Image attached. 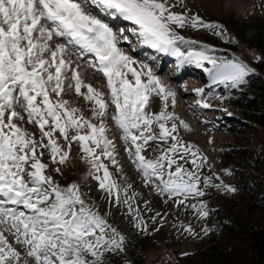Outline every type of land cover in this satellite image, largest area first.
<instances>
[{
  "label": "snow or ice",
  "instance_id": "obj_1",
  "mask_svg": "<svg viewBox=\"0 0 264 264\" xmlns=\"http://www.w3.org/2000/svg\"><path fill=\"white\" fill-rule=\"evenodd\" d=\"M175 7L173 0H0V264H108L106 254L124 251L125 236L107 219L111 208L121 205L135 227L147 232L137 193H129L131 184L122 187L104 163L122 173L116 147L106 136L109 117L122 131L125 151L144 185L165 203L190 207L206 219L212 210L199 200L205 189L237 191L219 176V183L202 176L207 157L179 138V125L186 130L189 125L169 111L175 91L148 64L133 67L137 62L119 46L131 43L130 33L180 64L202 68L213 85L244 84L254 70L242 60L217 56L207 45L197 50L196 41L176 30L205 29L222 36V25ZM106 18L131 27L114 29ZM71 56L84 60L94 75L102 74L107 94L85 83ZM72 92L89 103L90 117L64 98ZM154 99L160 102L158 111L152 110ZM18 121L37 126L39 139ZM74 143L106 194L110 208L104 214L79 184L62 186L42 162L47 150L53 164H64ZM149 148L153 158L143 155ZM52 171L61 173L58 166ZM224 171L231 175L230 169ZM160 216L151 219L157 223ZM185 231L193 234L190 225Z\"/></svg>",
  "mask_w": 264,
  "mask_h": 264
},
{
  "label": "rangeland",
  "instance_id": "obj_2",
  "mask_svg": "<svg viewBox=\"0 0 264 264\" xmlns=\"http://www.w3.org/2000/svg\"><path fill=\"white\" fill-rule=\"evenodd\" d=\"M176 7L175 12H187L198 14L205 21L217 22L222 25V36H216L212 32L192 28H177V32L186 39L196 41L193 46L197 50L201 45H207L220 52L215 55L225 58H237L242 60L252 68V60L258 57L255 50L244 46L235 36L236 23L246 20V35L252 33L251 21L256 17H264V0H173ZM108 19V18H106ZM114 29L130 28V22L108 19ZM131 43L121 42L119 45L125 53L133 58L137 63L133 65L139 69L141 63H146L160 80L176 93L175 106H169V111L174 112L183 120L189 129H184L179 125V138L186 144L194 145L199 152L207 157L205 166L200 170L202 176L212 177L213 183H219L216 176H219L226 184L233 186L232 175H228L224 169H240L244 164L243 154L239 149L253 152L264 139V129L252 120V114L248 107L247 100L242 99L239 94H235L238 88L225 87L223 84L213 85L202 68L195 64H180L179 61L170 55L157 52L147 46L142 45L138 37L129 33ZM222 41H236L235 50H224L218 43ZM71 55V54H69ZM75 64H79L78 71L85 83L92 84L99 91L108 93L106 79L102 74L94 75V70L88 66L84 60H77L76 56H71ZM206 67H211L207 65ZM202 89V92L197 91ZM86 91V89H82ZM65 99L74 100V106L80 107L86 116H91L89 103L81 97H77L74 92L69 93ZM159 101L154 99L152 110H159ZM211 107H203V104ZM114 107V106H113ZM113 109L110 108L111 112ZM245 110V111H244ZM247 111V112H246ZM27 120L26 113H22ZM30 134H35L39 139L40 132L37 126L18 121ZM99 124V121H93ZM107 125L106 136L113 141L116 147V159L122 168V173L118 172L108 160L104 163L108 165L113 178L122 186L131 184L132 191L137 193L136 205L139 206L143 219L146 221L147 232H141L135 227V221L126 215V209L111 208L108 215V222L116 227L125 236L126 241L135 243L141 248L145 264H176L177 256L190 251L193 241L202 235V229L207 226L210 219H200L193 209L185 208L183 205L176 207L172 201L164 202V198L157 195L150 187L144 185L141 173L128 158L125 151V144L122 140V131L109 118L105 119ZM178 123V121H177ZM155 127V126H154ZM47 130V128L45 129ZM63 142L62 138L61 141ZM151 143V142H150ZM100 150L97 149V152ZM147 158L155 155L151 148L144 152ZM103 159V158H102ZM42 162L49 165L48 172L62 186L76 182L80 185L81 191L88 194L90 202H94L101 214L109 211L106 194L98 190L97 181L89 175L90 165L83 159V153L77 144H73L69 157L61 165L53 164L47 150L42 158ZM183 163V161H181ZM60 167L61 173L52 171L55 167ZM191 167V164L185 165ZM206 195L199 200L207 203L209 207L215 196L222 193L215 188L205 189ZM145 201L148 202L147 208ZM197 200H189L187 203H197ZM241 207V204L239 205ZM156 213L157 223L151 217ZM191 226L193 234L185 231L187 226ZM159 229L154 231V229ZM7 234V233H6ZM124 244V249H125ZM120 252V251H119Z\"/></svg>",
  "mask_w": 264,
  "mask_h": 264
},
{
  "label": "trees",
  "instance_id": "obj_3",
  "mask_svg": "<svg viewBox=\"0 0 264 264\" xmlns=\"http://www.w3.org/2000/svg\"><path fill=\"white\" fill-rule=\"evenodd\" d=\"M247 23H236L235 36L258 57L251 62L254 71L235 93L249 102L252 120L264 129V17L251 21L250 35L245 34ZM218 43L224 50H235L236 41ZM238 151L245 162L231 170L237 191L215 196L208 207L212 211L207 227L213 230L197 237L176 264H264V139L253 152ZM106 259L108 264H145L141 248L129 241L124 251L106 254Z\"/></svg>",
  "mask_w": 264,
  "mask_h": 264
}]
</instances>
